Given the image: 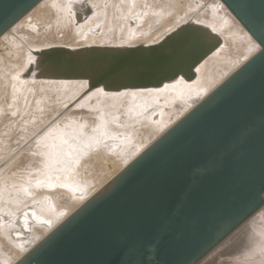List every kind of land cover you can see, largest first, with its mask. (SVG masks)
Segmentation results:
<instances>
[{
    "label": "water",
    "instance_id": "obj_1",
    "mask_svg": "<svg viewBox=\"0 0 264 264\" xmlns=\"http://www.w3.org/2000/svg\"><path fill=\"white\" fill-rule=\"evenodd\" d=\"M43 1L0 0V39ZM217 1L259 50L39 242L17 243L16 264H199L264 208V0ZM222 44L185 23L152 45L32 51L15 80L159 90L195 81Z\"/></svg>",
    "mask_w": 264,
    "mask_h": 264
},
{
    "label": "rangeland",
    "instance_id": "obj_2",
    "mask_svg": "<svg viewBox=\"0 0 264 264\" xmlns=\"http://www.w3.org/2000/svg\"><path fill=\"white\" fill-rule=\"evenodd\" d=\"M102 1L104 2L102 3ZM102 1L99 2L101 10L99 6L95 8L96 11L98 8V17L102 16L98 20L102 22H98V30L94 32L93 35L100 36L102 34L99 38H102L101 42L105 44L93 43L89 45L88 43L81 42L84 40L81 38L78 39L79 36H82L80 31L73 33L75 34V36L73 35L74 41L71 40L72 31L68 32L70 34L69 36H71L68 39V33L66 32L67 35H64L63 32L65 31L62 29H58L59 31L56 29L57 32H54L55 30H49L50 32L47 31L46 33L48 35L46 36V33L42 32V30H40L41 28L39 29L40 25L38 23H35V25L37 24L39 27L33 25L34 22H36L31 20L34 19L33 13H29L6 34L7 37L11 36L9 38L10 41L15 40L16 43L14 46L3 38L0 39V83L7 76L9 77L10 83L9 97H3L4 95L0 96V264H15L24 253L19 249L17 243H25L26 241L30 244H35L39 242L41 238H44L53 228L59 225L87 199L99 191L131 162V160L150 146L174 123L182 118L196 103L203 99L259 50L258 45L241 28L229 12L219 4L218 1L211 0L212 2L215 1V6H220V8H215L214 11L219 14L218 17H212V20L218 18L217 21H219V23L213 21L208 29L216 33L222 41L224 40L222 47L217 52L223 50L224 46L229 48L231 45L226 51L234 52V54L236 52L237 55L232 59L231 65L221 73V76L215 79L218 82L213 80L211 83L210 81L209 85L201 89L200 93H197L191 100H184L183 97L178 94L177 96L172 95L174 99L171 96L168 97V95H166L165 98L162 95L163 92L165 93V91H162L163 88L158 91L155 90L157 93H154L155 91L147 93L127 92L113 95L95 91L84 94L85 84L83 83L17 82L15 80V75L23 69L27 61L22 62V66L20 65L21 68L18 66V63H16L21 56V51H24L23 53L26 54V59H28L32 51L57 47L62 42L61 39L63 35L67 36V42L76 43L73 48L116 45L121 47L123 46L121 42H123V39H126L127 35H130V37L128 38L129 42L126 44H132L131 41L135 42L142 39L146 36L144 34L149 31H152L151 36H157L160 30H162L161 27H164V25H167L170 21L169 18L164 16L166 12V15L171 13V11H169L170 9L176 8V11L174 9L175 14H173L174 12L172 11L171 18H176V14L180 16L185 8H193L191 9L192 12L189 9V11H187V9L184 10L186 11L185 13H192L190 15L191 17L192 15L198 16V14H202L200 4L198 6L197 2L195 3L197 0H175L177 3L174 0H141L142 2L139 0H126L125 2V0H123L125 4L122 2L123 5L121 3V6L119 5L121 10L120 8L118 9V6H116V8L114 7L115 9L111 7L110 0ZM108 1L109 4L107 3ZM137 1L140 2L139 5H137ZM202 1L206 2V0H200V2ZM81 2L82 1H80V3ZM132 2L139 10H135V5ZM42 3H44V1ZM81 4L79 7L77 6L80 9L79 11H83L84 9L83 3ZM106 4L111 6L108 7ZM129 4L131 7L128 6ZM161 4V7L167 11L160 7ZM88 5L91 11L90 16H92L94 9L91 8L92 6L90 4ZM102 6L105 8H102ZM166 6H168L169 9H167L168 7ZM73 7L74 10L77 9L76 6ZM124 7H128L127 10L129 7L131 8L132 12L128 14L131 18L128 15L126 16L127 18L119 17L120 15L118 14H121ZM159 7L164 15L161 13L162 11L160 12ZM195 7L196 9L199 8L200 11L199 9L196 10ZM108 8L110 9L108 10ZM111 9L115 11H111ZM155 9H157L159 13ZM193 11H196V14ZM126 12L127 11H125V13ZM75 13L76 12H73V14ZM141 13H143V15ZM159 14H162V16ZM106 15L108 18L105 17ZM115 15L116 17H114ZM157 15L162 18L159 20V18L156 17ZM90 16L86 22L77 26L74 18L75 15H73L72 20L74 24L72 28L74 30H81L80 27H82V29L86 28V25L90 22ZM91 18H93V16ZM103 19L106 23L112 20L113 22H110L107 26ZM165 19L166 21H164ZM26 20L30 21V25L33 26L32 30L36 28L34 31L37 33L39 30L41 31L37 34L38 36L35 34L36 32L28 31L25 28L23 29V27L20 29L21 25L27 22ZM161 20L164 21L162 24L163 26H160ZM94 21L96 20L94 19ZM104 25H106V27ZM196 25L200 24L196 23ZM114 28L117 30L115 29V31ZM60 30L62 31L60 32ZM108 30H112L109 37L115 38L118 33L119 35L122 34L120 35L121 37L124 36L122 39L118 36V43L120 44L113 43L112 41L114 39H112L111 42L104 40L106 39L104 35H109L106 34ZM164 30L163 28V31ZM155 31L156 33H154ZM48 32L52 34L51 38ZM53 32L56 34H53ZM40 33H44V35L41 37ZM59 33L62 34L59 35ZM22 35L25 36V39L24 37L22 39ZM27 35H31L30 40L37 36L36 39L39 40L33 38L34 42L37 41V44L41 41L43 42L45 38L44 43L47 42L48 44H46L48 46L44 43L37 45L34 42H32L34 44L31 45L26 41L27 43H24L29 44V46H27L29 50L26 52V48L22 41H29ZM53 35L56 36V39ZM57 35H59V39ZM230 35L232 37H230ZM48 37L54 40L49 41ZM131 37L135 38L132 39ZM57 40L61 42H57ZM225 40L227 41L226 43ZM51 41H54L53 44L56 46L52 43L53 46L51 44L49 45ZM64 41H66V38ZM17 43L18 45L16 46ZM30 45L32 47L34 46V48L30 47ZM64 45V43L60 44L61 47H64ZM36 46L41 47L37 48ZM242 47L245 51L247 50V52H245ZM21 48L25 49L22 50ZM6 64H8L7 67H4ZM15 65L18 66L16 70H14L16 73H13L14 71L11 73ZM8 67L9 69H7ZM9 72L12 74L11 76L8 74ZM6 83L8 82H5V84ZM12 83H15L18 89H16L17 87H14L15 84L13 85ZM51 84H70L73 85V90L65 94L63 90V93L59 89L55 90L54 87H51ZM0 85L1 89L2 84ZM19 86H21V91ZM18 91L20 93H18ZM154 94L157 95V97L153 99L156 105L144 101L146 99L145 97L143 98L144 100H131V102L126 100L129 95L147 97L148 95L152 96ZM80 98H82V100L78 101ZM170 99L172 102H170ZM166 104H170V106ZM174 104H181L182 108L180 111L178 110L177 113L174 112V115L172 114L170 117H167V114ZM87 182L90 184V187ZM45 212L46 214L48 213L47 215H49L50 212L52 214L54 213L53 219L45 215ZM42 218H45L47 222L42 223ZM35 229L36 231H34ZM260 260L264 263V208L199 264H258ZM256 261H258V263H255Z\"/></svg>",
    "mask_w": 264,
    "mask_h": 264
},
{
    "label": "bare ground",
    "instance_id": "obj_3",
    "mask_svg": "<svg viewBox=\"0 0 264 264\" xmlns=\"http://www.w3.org/2000/svg\"><path fill=\"white\" fill-rule=\"evenodd\" d=\"M46 1V2H45ZM80 1H82L81 3H83V0H80ZM80 1L78 0V2H77V0H44V3H42V4H39L34 10H32L30 13H33L32 15L34 16V19H31V20H33V22L34 21H36V22H34V26H36L35 25V23H38L39 25H40V27H39V25H37L36 27H39V29L40 30H42V32H44V33H46L47 31H49V30H55L54 32H57L56 31V29L58 30V29H62V30H64L65 32H63V34L65 35L66 34V32L68 33V32H71V35H72V41H74L73 40V35L75 36V34H73V33H77V32H81V34H82V36H79L78 37V39H82V40H84V41H81V42H85V43H88L89 45L90 44H93V43H95V44H105V43H103V42H101L102 40V38H99L100 36H94L93 34H94V32H96L97 30H98V27H99V24H98V22H100L101 20H98V19H100L101 17H98V14H97V11L99 12V10H98V8H97V11L95 10V8L96 7H98L99 6V2H101L100 0H86V2L88 3V4H90L92 7V9H94L93 10V14H92V16H93V18H91L92 16H90V22H88L89 24H87L86 26V28H84V29H82V27H80V29L81 30H74L73 28H72V26H73V24H74V21L72 20V18H73V15H75V14H73V12H76V10H74L73 8V6H80ZM139 1H141V0H139ZM169 1V0H168ZM168 1H167V3H168ZM175 1V0H174ZM177 1V0H176ZM175 1V2H176ZM208 1H211V0H208ZM207 0H206V2H200V0L198 1H195V3L197 2V4H198V6H199V4H200V9L202 10V14H198V16H193L192 15V17L190 16L192 13H190L189 14V12H187V13H185L186 11H184L185 9H187V11H191L192 12V10L191 9H193V8H191V9H189V8H185L184 10H183V13L182 14H180V16H177V14L175 15L176 16V18H171V15H172V11L174 12V9H175V11H176V8H174V9H170L169 11H171V13H168L169 15H166V9H164V8H162L161 6H162V4L160 5V7L163 9V10H166L165 12V15H164V13H163V11L161 10V8H160V12L164 15V16H166L167 18H169V23H167V25H164V27H161L162 28V30H160V32H159V34L157 35V36H151V34H152V31H149L148 33H145L144 35H146L145 37H143L142 39H140V40H138V41H135V42H133V41H131V43L132 44H126L127 42H129V40H128V38L130 37V35H127V37H126V39H123V42H121V45H123V46H127V47H129V46H137V45H152V44H155V43H157V42H159L161 39H163L166 35H168L170 32H172V31H174L178 26H180V25H182V24H185V23H193V24H200L201 26L203 25V27L205 26V28H210V26H211V23H213V21H215V22H217V23H219V21H217V19H215V20H212V17L214 16V17H218V15L219 14H217L216 12H214L215 11V8L217 9L218 7L220 8V6H215L214 5V3H215V1H217V0H215L214 2H208ZM104 1H102V3H103ZM110 2H111V5H107L108 7L109 6H111V7H115L116 8V6H118V9L120 8L119 7V5H120V3L122 4V2H123V0H110ZM125 2H126V0H125ZM129 2H131V1H129ZM134 2V1H133ZM132 2V3H133ZM138 2V1H137ZM142 2V1H141ZM145 2V1H144ZM192 2V1H191ZM219 2V1H218ZM106 3V2H105ZM108 4H109V1L107 2ZM139 3L140 2H138L137 3V5H139ZM166 3V4H167ZM170 3V2H169ZM177 3V2H176ZM188 3V2H187ZM190 3V2H189ZM77 4V5H76ZM79 4V5H78ZM123 4H125L124 2H123ZM122 4V5H123ZM127 4H128V1H127ZM134 4V3H133ZM143 4H145V3H143ZM219 4H221L220 2H219ZM82 5V4H81ZM97 5V6H96ZM105 5V6H106ZM135 5V4H134ZM164 5H165V3H164ZM163 5V6H164ZM172 5V4H171ZM222 5V4H221ZM89 6V5H88ZM121 6V5H120ZM125 6V5H124ZM128 6H130V4L128 5ZM133 6V5H132ZM168 6H170V5H168ZM168 6H166V7H168ZM177 6V5H176ZM188 6V5H187ZM223 6V5H222ZM77 7V9L78 10H80L79 8ZM94 7V8H93ZM131 7V6H130ZM129 7V9L127 10V8H123L122 9V11H121V14H118V15H120L119 17H122V18H124V17H126L128 14H130L132 11H131V8ZM137 6L135 5V10L138 8H136ZM171 7V6H170ZM173 7V6H172ZM186 7V6H185ZM224 7V6H223ZM102 8H105L104 6H102ZM114 8V9H115ZM133 8H134V6H133ZM140 8H141V6H140ZM158 8V9H159ZM225 8V7H224ZM83 9V8H82ZM99 9L101 10V8H100V6H99ZM106 9H107V7H106ZM110 8H108V10H109ZM114 9H111V11L112 10H114ZM117 9V10H118ZM167 9H169V7L167 8ZM189 9V10H188ZM195 9H196V7H195ZM197 9H199V8H197ZM196 9V10H197ZM200 9H199V11H200ZM226 9V8H225ZM224 9V10H225ZM74 10V11H73ZM105 10V9H104ZM103 10V11H104ZM120 10H121V8H120ZM137 10H139V9H137ZM156 11H157V9H155ZM82 11V10H81ZM107 11V10H106ZM115 11V10H114ZM125 11H127L126 13H125ZM154 11V10H153ZM155 11V12H156ZM117 12V11H116ZM115 12V13H116ZM129 12V13H128ZM136 12H138V11H136ZM158 12V11H157ZM156 12V13H157ZM194 12V11H193ZM196 12V11H195ZM194 12V13H195ZM101 13V12H100ZM99 13V14H100ZM103 13H105V12H103ZM107 13V12H106ZM111 13V12H110ZM114 13V12H113ZM156 13H155V15H156ZM159 13V12H158ZM197 13H198V11H197ZM201 13V12H200ZM208 13V14H207ZM214 13V14H213ZM73 14V15H72ZM108 14V13H107ZM134 14V13H133ZM137 14V13H136ZM142 15H143V13H141ZM162 14H159V15H161L162 16ZM173 14H175V12L173 13ZM196 14V13H195ZM194 14V15H195ZM230 14V13H229ZM105 15V14H104ZM154 15V14H153ZM159 15H157L156 17H158ZM33 16H32V18H33ZM111 16H112V14H111ZM129 16V15H128ZM105 17H107L108 18V16L106 15ZM114 17H116V15L114 16ZM119 17H117V18H119ZM130 17V16H129ZM128 17V18H129ZM137 17V16H136ZM220 17V16H219ZM75 18V17H74ZM104 18V17H103ZM127 18V17H126ZM131 18V17H130ZM129 18V19H130ZM133 18V17H132ZM135 18V17H134ZM159 18V20H160V18H162V17H158ZM165 18V17H164ZM94 19L96 20V21H94ZM112 19H113V17H112ZM28 20H30V19H28ZM28 20H26L27 22H24L22 25H21V28L20 29H22V27H23V29L25 28L26 30H28V31H32V32H36V31H34V29L36 30V28H34L33 30H32V28H33V26H31L30 24L31 23H29L30 21H28ZM98 20V21H97ZM106 20H108V19H106ZM117 20V19H116ZM126 20V19H125ZM128 20V19H127ZM221 20V19H220ZM103 21L106 23V21L103 19ZM110 21V20H109ZM162 21V20H161ZM164 21H166V19L164 20ZM164 21H162L161 22V25L160 26H163L162 24H163V22ZM32 22V23H33ZM102 22V21H101ZM111 23L113 22V20L112 21H110ZM110 22H107L106 23V25L108 26V24H110ZM115 22V21H114ZM157 22H160V21H157ZM105 23H103V24H105ZM131 23H132V21H131ZM153 24H154V22H153ZM157 24V23H156ZM102 25V24H101ZM106 25H104L105 27H106ZM20 27V26H19ZM104 27V28H105ZM155 27V26H154ZM224 27V26H223ZM163 28L165 29L164 31H163ZM242 28V27H241ZM116 28H114V30H115ZM127 29V28H126ZM225 29V28H224ZM243 29V28H242ZM17 30V29H16ZM39 30V32H41ZM62 30H60V32L62 31ZM117 30V29H116ZM115 30V31H116ZM121 30H122V28H121ZM120 30V31H121ZM210 30V29H209ZM226 30V29H225ZM244 30V29H243ZM20 31H22V30H20ZM38 31V30H37ZM59 31V30H58ZM112 31V30H111ZM111 31H107L106 32V34H109L108 36H106V35H104L105 37H106V39H104L105 41H108V42H111L112 41V39H114L112 42L113 43H117V44H120V43H118L119 42V37L122 39L123 37H121L120 35H122V34H120L119 35V33H118V35L117 36H115V38H116V40H115V38H112V37H109L110 36V33H111ZM38 32V33H39ZM50 32V31H49ZM48 32V33H49ZM53 32V34H56V33H54ZM118 32V31H117ZM151 32V33H150ZM165 32H167V33H165ZM12 33V32H11ZM19 33V32H18ZM20 33H22V32H20ZM25 33H27V32H25ZM31 33V32H30ZM37 32L35 33L36 35L38 34ZM44 33H40L41 34V37H42V35H44ZM52 33V32H51ZM122 33V32H121ZM127 33V32H126ZM154 33H156V31L154 32ZM24 34V33H23ZM34 34V35H35ZM39 34V35H40ZM62 34V33H61ZM60 33H59V35H61ZM26 35V34H25ZM48 34L46 33V36H47ZM59 35H57V38L59 37ZM63 35V38L61 39L62 40V42L65 44L64 45V47L65 48H69V47H72V48H70V49H73V46H75V44L76 43H74V42H67L68 41V39L71 37V36H69L70 34L68 33V35L67 36H69L68 37V39H67V36H64ZM78 35V34H77ZM76 35V36H77ZM114 35V34H113ZM144 35H142V36H144ZM38 36V35H37ZM37 36H36V38H37ZM45 36V37H46ZM49 36H50V38H51V36H52V34H50L49 33ZM53 36H55V35H53ZM119 36V37H118ZM141 36V37H142ZM11 37V36H10ZM9 36L7 37V35L6 36H3L2 38L4 39V40H6L7 42H10V43H12L13 44V46H14V44L16 43L15 42V40H13V41H10V38ZM22 37V39H23V37H24V39H25V36H21ZM40 37V38H41ZM104 37V38H105ZM114 37V36H113ZM225 37V36H224ZM230 37H232L231 35H230ZM236 37V36H235ZM247 37V36H246ZM250 37V36H249ZM27 38H29V41L28 40H24V41H22L23 43L25 42V43H30L31 45L32 44H37V41H35L34 42V39L33 38H35V37H33L32 38V40H30L31 39V35H27ZM35 38V40H39V39H36ZM49 38V37H48ZM49 38V41L50 40H54V39H50ZM55 39H56V36L54 37ZM66 38V41H64V39ZM111 38V39H110ZM132 39H134L133 37H131ZM46 39H47V37H46ZM59 39V38H58ZM75 39H76V37H75ZM118 39V40H117ZM246 39V38H245ZM11 40H12V38H11ZM16 40H18V39H16ZM42 40V39H41ZM40 40V41H41ZM230 40H231V38H230ZM18 41H20V40H18ZM27 41V42H26ZM44 41H45V38H44ZM44 41L42 42H40V43H44ZM48 41V42H49ZM56 41V40H55ZM76 42H78L77 40H75ZM122 41V40H121ZM224 41V40H223ZM32 42H34V43H32ZM53 42L54 41H51L50 43H49V45L52 43L53 44ZM57 42H61V41H59V40H57ZM57 42H55V43H57ZM60 43V44H63V43ZM65 42H67V43H65ZM80 42V43H81ZM227 41L225 40V43H226ZM229 42V41H228ZM24 43V46H25V48H26V52L29 50V47H27V46H29V44H25ZM40 43H38V44H40ZM47 43V42H46ZM46 43H44V44H46ZM240 43V42H239ZM244 43V42H243ZM22 44V43H21ZM37 44V45H38ZM48 44V43H47ZM46 44V45H47ZM51 44V45H52ZM60 44L58 45V46H60ZM83 44V43H82ZM18 45V43L16 44V46ZM30 45V47H32ZM54 46H56L55 44H53ZM52 45V46H53ZM79 45V44H78ZM77 45V46H78ZM84 45V44H83ZM109 45H110V43H109ZM112 45V44H111ZM238 45V44H237ZM7 46H8V44H7ZM48 46V45H47ZM81 46V45H80ZM117 46V45H116ZM229 46V45H228ZM248 46H249V44H248ZM37 47V46H36ZM39 47H41V46H38L37 48H39ZM43 47V46H42ZM61 47V46H60ZM230 47H231V45H230ZM229 47V48H230ZM236 47V46H235ZM237 47H239V46H237ZM24 48V49H25ZM32 48H34V46L32 47ZM229 48H227V47H223V50H221V51H219V52H216L213 56H210L207 60H205L199 67H198V69L196 70V74H197V77H196V79H195V81H193V82H191V83H186V82H184V81H177V82H175V83H173V84H171V85H167V86H165L164 88H163V90L162 91H165V93L163 92L162 93V95H163V97H165L166 98V95H168V97L169 96H171L172 97V95L173 96H177V94L178 95H181L182 97H183V99L184 100H187V99H189V100H191V99H193L196 95H197V93H200V91H201V89H204V87H206V86H208L209 85V82L211 81V83H212V81L214 80V81H217V80H215L216 78H218V77H220L221 76V73L223 72V71H225V69L227 68V67H229V65H231L230 63H232V59H234L235 58V56L237 55L236 54V52H235V54H234V52H231V51H226V49H229ZM243 48V47H242ZM248 48V47H247ZM12 49V48H11ZM18 49V48H17ZM16 49V50H17ZM22 49V48H21ZM24 49H22V50H24ZM245 49H246V47H245ZM19 50V49H18ZM233 50V49H232ZM243 50H244V48H243ZM242 50V51H243ZM249 50V49H248ZM21 51V50H20ZM31 51V50H30ZM224 51H226V52H224ZM245 51V50H244ZM243 51V52H244ZM22 53H21V56L19 57V60H18V62H16V63H18V66H22V62L24 61H26L27 59V57H26V54H24L23 52L24 51H21ZM241 52V51H240ZM245 52H247V50L245 51ZM20 53V52H19ZM230 53V54H229ZM239 53V52H238ZM4 54V53H3ZM234 54V55H233ZM8 55H9V53H8ZM17 56V55H16ZM7 57V56H6ZM238 57V56H237ZM5 60V59H4ZM13 63V62H12ZM15 63V62H14ZM15 63V64H16ZM8 64H10V63H8ZM8 64H6V66L4 65V67H7V65ZM18 66H16L15 65V67L13 68V70L11 71V73L14 71V70H16V67H18ZM21 66H20V68H21ZM3 67V68H4ZM9 67H11V66H9ZM9 67L7 68V69H9ZM2 69V68H1ZM18 69V68H17ZM11 70V69H10ZM9 70V71H10ZM8 71V70H7ZM13 73H16L15 71L13 72ZM8 74H10V72L8 73ZM12 74H10V76H11ZM231 75V74H230ZM229 75V76H230ZM7 76V75H6ZM228 76V77H229ZM227 77V78H228ZM11 78V77H10ZM226 78V79H227ZM1 79V78H0ZM11 80V79H10ZM12 81V80H11ZM5 82H8V83H6L5 84ZM218 82V81H217ZM223 82V81H222ZM221 82V83H222ZM220 83V84H221ZM0 84H2V87H1V89H0V96H2V95H4L3 97H9V87H10V83H9V77L7 76L5 79H3V81L0 83ZM13 84V83H12ZM11 84V85H12ZM15 84V83H14ZM13 84V85H14ZM22 84V83H21ZM82 84V83H81ZM217 84V83H216ZM219 84V85H220ZM4 85V86H3ZM213 85V84H212ZM214 85H215V82H214ZM1 86V85H0ZM16 86V84L14 85V87ZM12 87V86H11ZM17 87V86H16ZM20 88V91H21V86H19ZM24 87V86H23ZM47 87V86H46ZM51 87H54V89L55 90H57V89H59V90H63L64 91V93L65 94H67V93H69V91H71V90H73V85H70V84H51ZM66 88V89H65ZM216 88V87H215ZM214 88V89H215ZM16 89H18V87L16 88ZM47 89V88H46ZM160 90V89H159ZM63 91H62V93H63ZM155 90H150V91H138L139 93L141 92V93H144V92H154ZM156 91H158V90H156ZM154 92V93H157V92ZM161 91V92H162ZM137 92V93H138ZM18 93H20L19 91H18ZM127 93V92H126ZM131 93V92H130ZM134 93V92H133ZM17 94V93H16ZM15 94V95H16ZM209 94V93H208ZM207 94V95H208ZM126 95V94H125ZM206 95V96H207ZM20 96V95H19ZM101 97H104V96H102V95H100ZM139 96V95H138ZM141 96V95H140ZM205 96V97H206ZM14 97V96H13ZM17 97H18V95H17ZM146 98L145 100L143 99V98ZM155 97H157V95H152V96H141V97H136L135 95H132V96H128L127 97V101H130L131 102V100H141V99H143L144 101H147V102H149V103H154V105H156V103L153 101V99H155ZM19 98V97H18ZM173 98V97H172ZM171 98V99H172ZM4 99V98H3ZM7 99V98H6ZM14 99V98H13ZM105 99H107V98H105ZM171 99H170V102H172L171 101ZM174 99V98H173ZM172 99V100H173ZM182 99V98H181ZM169 100V99H168ZM168 100H167V102H168ZM5 101V100H4ZM118 101V100H117ZM126 101V102H127ZM8 103V102H7ZM124 104V103H123ZM167 105V104H166ZM169 106H170V104H168ZM167 105V106H168ZM148 107V106H147ZM150 108V107H149ZM158 108V107H157ZM182 107H181V104H174L173 105V107L170 109V112L167 114V117H170L174 112L175 113H177V111L179 110L180 111V109H181ZM193 108V107H192ZM191 108V109H192ZM190 109V110H191ZM189 110V111H190ZM157 113V112H156ZM174 115V114H173ZM166 117V116H165ZM159 118H160V116H159ZM149 121V120H148ZM160 124V123H159ZM157 126V125H156ZM102 127H104V126H102ZM7 130V129H6ZM153 131V130H152ZM3 137V136H2ZM137 143V142H136ZM135 144V143H134ZM3 145H5V144H3ZM121 155V154H120ZM125 155H126V153H125ZM120 157V156H119ZM127 157V156H126ZM120 159V158H119ZM125 159V158H124ZM132 161V160H131ZM123 162V161H122ZM130 163V162H129ZM121 168H123V167H121ZM89 181V180H88ZM91 181V180H90ZM99 182V181H98ZM98 182H96V183H98ZM88 183V182H87ZM88 185H89V187H90V184L88 183ZM85 186H87V185H85ZM84 189V188H83ZM80 190V189H79ZM8 196V195H7ZM72 196V195H71ZM3 202V201H2ZM32 202V201H31ZM67 203V202H66ZM65 203V204H66ZM67 204H69V203H67ZM65 206V205H64ZM67 206V205H66ZM44 207V206H43ZM59 208V207H58ZM44 209L46 210V208L44 207ZM43 209V210H44ZM63 209V208H62ZM12 212V211H11ZM47 212H48V210H47ZM52 212V211H51ZM50 212V214L49 215H47L46 214V212H45V215H47V216H50V218H52L53 216H54V213L52 214ZM9 213V212H8ZM11 216V215H10ZM47 216H46V218H47ZM56 216V215H55ZM12 217V216H11ZM7 218V217H6ZM9 219V218H8ZM11 219V218H10ZM53 219V218H52ZM8 222V221H7ZM41 222L42 223H46L47 221H46V219L44 218H42V220H41ZM7 224V223H6ZM10 224V223H9ZM1 229V228H0ZM38 229V228H37ZM34 231H36V229L34 230ZM39 231V230H38ZM2 232V231H1ZM3 233H4V231H3ZM35 233V232H34ZM40 233V232H39ZM36 234H37V232H36ZM41 234V233H40ZM45 234H46V232H45ZM261 234H263V233H261ZM2 235V234H1ZM4 235V234H3ZM6 235V234H5ZM4 237V236H3ZM9 237V236H8ZM38 237V236H37ZM42 237V236H41ZM39 238V237H38ZM21 239V238H20ZM42 239V238H41ZM23 240V239H22ZM22 257V256H21ZM20 259V258H19ZM206 259V258H205ZM204 259V260H205ZM255 263H258V261H256ZM14 264V263H13ZM15 264H16V262H15ZM258 264H264L263 263V261L262 260H260V262L258 263Z\"/></svg>",
    "mask_w": 264,
    "mask_h": 264
},
{
    "label": "built area",
    "instance_id": "obj_4",
    "mask_svg": "<svg viewBox=\"0 0 264 264\" xmlns=\"http://www.w3.org/2000/svg\"><path fill=\"white\" fill-rule=\"evenodd\" d=\"M263 199H264V194H263Z\"/></svg>",
    "mask_w": 264,
    "mask_h": 264
}]
</instances>
